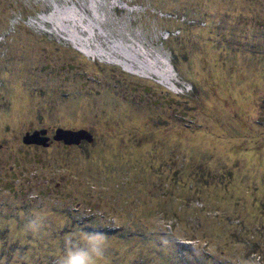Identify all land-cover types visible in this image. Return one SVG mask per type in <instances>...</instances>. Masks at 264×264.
Returning <instances> with one entry per match:
<instances>
[{
  "label": "rangeland",
  "instance_id": "rangeland-1",
  "mask_svg": "<svg viewBox=\"0 0 264 264\" xmlns=\"http://www.w3.org/2000/svg\"><path fill=\"white\" fill-rule=\"evenodd\" d=\"M0 264H264V0H0Z\"/></svg>",
  "mask_w": 264,
  "mask_h": 264
},
{
  "label": "water",
  "instance_id": "water-1",
  "mask_svg": "<svg viewBox=\"0 0 264 264\" xmlns=\"http://www.w3.org/2000/svg\"><path fill=\"white\" fill-rule=\"evenodd\" d=\"M46 132L47 128L45 127L26 131L22 136V141L24 143H39L42 145H47L51 140H62L67 144H77L81 139L91 141L93 138L92 133L85 128L74 129L57 127L54 129L51 139H49V136L46 134Z\"/></svg>",
  "mask_w": 264,
  "mask_h": 264
}]
</instances>
